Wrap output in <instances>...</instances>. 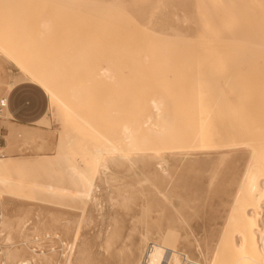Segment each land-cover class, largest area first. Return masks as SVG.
Wrapping results in <instances>:
<instances>
[{
	"label": "rangeland",
	"instance_id": "rangeland-1",
	"mask_svg": "<svg viewBox=\"0 0 264 264\" xmlns=\"http://www.w3.org/2000/svg\"><path fill=\"white\" fill-rule=\"evenodd\" d=\"M119 1L120 5L122 4L120 7L129 16H137V12H140L136 22L140 28L142 26L138 21L148 24V33L155 36L158 33L163 40L169 37L175 40L177 37L185 38L188 41L181 40L185 50L194 46L207 47L209 53L216 50L221 56L227 57H209L197 61L190 57L172 58V61L165 59L152 63V66H158V72L154 76L124 74L126 81L130 82L125 88L132 91V96L128 94L126 98L120 88L119 93L115 89H107L108 92L113 91L102 94L93 93L89 87L84 96L73 100L67 98V93L62 90V99L74 114L84 121L91 118L93 129L107 138L117 130V127L114 128L115 124H121L116 122L119 119L133 121L139 115L147 116L152 111L149 103L152 98H165L164 100L170 103L165 108L173 115L170 123L172 128L165 132L160 144L156 146L160 151L155 150L154 146V149L148 146V150L139 147L135 151L118 156L104 155L106 170L103 174L99 170L100 176L97 175L95 179L98 187L95 188L96 192L93 191L95 204L92 202L83 207L79 203H69L68 200L58 202L57 198L49 199L48 195L40 192L42 189L51 188L49 186L52 185L56 188L57 184L58 187L65 186L62 179L64 176L60 170L58 172L61 164L55 159L58 156L54 153H57L56 145L61 135L80 139L77 133L73 136L76 126L80 125L79 120L73 118L69 125H63L60 108L53 106L38 86L24 80L23 78L27 77L25 73L21 72L8 56L0 52L2 81L7 84L13 76L19 78V75L22 78L19 84L42 91L45 94V104L47 103L42 120L28 128H19L20 132L16 128L12 129H16L17 135L33 132L31 141L25 137H15L13 140L17 143L11 140L8 147L4 138L6 126L3 124L7 121L4 115H0V127L4 128L0 129V157L15 159L0 167V172L5 173L1 174V177L6 178V182H0V215L4 217L0 250L6 245V250L18 254V258L26 259L35 258L34 255H39L42 251L45 258L48 257V264H63V259L69 257L68 255L72 263L82 255L86 261H103V264H142L151 249L158 246L163 252L165 249L170 250L186 256L192 262L199 260L200 264L210 261L213 255L216 256V264H232L234 249L227 245L217 251L216 246L218 248L217 243L222 237V232L225 234V230H228V212L239 177L253 151L252 144H261L262 148L264 147V31L261 29V10L258 7L260 0ZM83 3L84 0H0V5L14 6L7 9L0 7V45H4L6 51L15 53L16 59L28 60L26 68L29 70H51V62H57L60 54L72 50L69 45H80L82 41L87 42V37H97V32L101 33L99 27L91 22L92 20L94 23L96 18L86 21L87 15L84 14L87 10ZM221 4L229 7H219ZM125 5L129 7H123ZM100 23L101 21L97 25ZM92 26L98 31H94ZM205 27L207 29L204 32ZM206 31L208 34L211 32L212 36L206 34ZM216 34H219V37ZM200 38L213 41H202ZM218 39L226 42H219ZM242 41H249L250 44H244ZM164 51L176 53L177 49L172 44H167ZM104 64L100 62L101 67ZM58 66L66 65L59 62ZM74 73L66 71L53 76L55 81L66 80L71 88L83 87L89 74L81 72L75 77ZM155 83H160V87H156ZM145 86H149L148 91ZM98 90L101 91L100 88ZM106 100L109 101L107 106L113 104L107 111H112L114 115L111 120L105 117V121L101 108L102 102ZM234 108L235 112L231 113ZM224 113L226 116H223ZM128 126L131 128V125ZM144 126L140 125L135 137L137 140L148 138L151 141L153 138L148 136L146 131L151 126L149 123ZM255 132L259 135L257 143L252 141ZM87 134L89 133H85ZM42 139L48 143L42 144ZM93 139L98 140L99 137ZM165 145L167 147L163 149ZM59 153L66 155L79 169L93 163L90 150L76 147L68 151V148H62ZM39 155L44 156L38 163L41 164L40 167H36V163L20 160L29 157L34 159ZM125 156H132L131 163L130 160L124 159ZM179 160L182 165L177 169L172 167V164L176 167ZM23 164L27 166H22ZM161 168L166 170L165 174L159 170ZM8 170L9 172H6ZM53 174L55 178H52ZM96 174L98 172L95 176ZM54 179L57 182L51 185L50 182H55ZM44 186L46 187L43 188ZM36 188H40L37 190L40 194H37ZM32 190H35L39 197L35 199L36 194H33L35 191ZM39 198L42 203L34 202ZM45 198L52 203L42 201ZM44 202L49 205L43 204ZM261 209L260 217L264 222V198L261 200ZM231 232L227 231L224 238L229 237ZM149 233L152 237L147 241ZM159 233L162 235L160 239ZM37 235L43 236L40 241L48 238L43 239L42 244ZM140 235H144L143 240ZM27 236L34 241H30ZM5 237L10 238L4 245L2 240ZM49 240L52 241L51 245ZM57 241L69 243V249ZM30 242L32 245L34 242L37 244L34 243L35 247L30 246ZM35 250H38L37 253ZM0 261H3L1 256Z\"/></svg>",
	"mask_w": 264,
	"mask_h": 264
},
{
	"label": "bare ground",
	"instance_id": "bare-ground-1",
	"mask_svg": "<svg viewBox=\"0 0 264 264\" xmlns=\"http://www.w3.org/2000/svg\"><path fill=\"white\" fill-rule=\"evenodd\" d=\"M83 4L87 10L86 14H84V15H87V17L85 16L86 21H88L87 19H89V18H96L94 23L92 20H91V22L93 25L99 27V29L101 30V33L97 32L98 30L96 31L95 27L92 26L94 31H96L99 34L97 37L94 35L87 37L88 38V40H86L87 42L83 43V41H82L81 42L82 44L77 45V46H75V44L73 45L71 43H68V44H71V45H69L71 47H69V46L68 47L70 49L72 48L73 51L71 50L72 52L70 51L67 53L60 54V56H59L60 59H58L57 62H55V61L51 62V64H52L51 70L48 69V71H47L46 69L45 70H39V69L29 70V69H27L26 63H28L27 62L28 60L16 59L15 53L6 51V48L4 45H2V46L0 45V52L4 56H8L11 59V61H13L15 66H17V68L21 72L25 73V75L27 77H24L23 78L24 80L29 81L32 84L38 86L41 90H43L45 92V94L47 95L51 104L55 107L60 108V113H61L60 116L62 117V118L61 117L60 118L63 121V125H65V126L69 125L72 122L73 118L79 120L78 124H80V125L78 127L76 126L77 129L73 133V136L77 133L80 135V139L78 137V140H75L71 136H67V135L65 136L64 134L61 135V137L59 138L57 145H56L57 153L56 154L54 153V155L58 156L55 159L58 160V162L61 164L60 168L58 166L57 167H58V172L61 171L63 174L62 176H64L62 179L64 180L63 182L65 183V186L59 185V187H58V184H57V188H56L54 185H52L53 183L57 182L54 179L55 182H53V180L50 182V184L52 186H49L48 185L49 183L47 182L48 183L47 185L51 188H46L45 190L42 189L43 192H42V190L40 192L45 194V195H48L49 199L52 198V200H56L55 198H57V199H59L58 202H60L61 200H65V201L68 200L69 203L75 202L76 204L79 203L80 205L85 207L87 204L92 203V202H93L92 204H95V202H94L95 199L93 197V191L95 190V188H98V187H96V184H95L96 180L95 179L97 178V175H99V170H101L102 174L106 170V160L104 159V155L117 154V156H118L121 153H129V152L135 151L139 147H142L143 149H147L148 146H150V147L154 146V148H156V146L158 147V145L160 144V141H161V137L165 134V132L167 130L172 128L170 123H171V119L173 118V115L168 109L165 108L166 105L170 104L164 100L165 98H160V99L159 98L158 99L152 98L149 100L152 111L150 113H148L147 116L139 115L133 121L124 120L122 118L119 120L114 119V120H118V121H116L117 124H118V122L121 124H118V126H116V124H115L114 128L117 127V130H115L114 133L110 132L113 134H112V136L107 138L104 135L100 134L99 131H97L96 129H93V127L91 126V118H89L88 121H84L82 119H79L77 117V114H74V112L71 110L70 106L63 101L64 99H62V92H63L62 90H64V92L67 93L66 94L67 98L73 100V99H77L78 97L84 96L89 87H91V90L93 93L101 92L102 94H105L106 92L111 93L113 91L112 90V91L108 92L107 89H109V90L115 89V91L117 92L120 88L121 89L120 91L125 95V98H126V95H128V94L132 96V91L125 88V85L126 84L130 85V82H129V80L126 81V79L123 77L124 74H127V75H140V74L141 75L142 74L151 75L152 74L154 76V74L156 72H158V66H152V63L158 62V61H164L165 59H169L172 61L173 60L172 58L183 59L185 57H187V58L190 57L193 61H197V60L205 59V58H209V57L221 58V57H227V56H221L219 51H216V50L213 51L212 53H209L207 47H201L200 48L198 46H194L190 50H185V49H183V46L181 44V40H183L185 38L179 39L177 37L175 40V38L172 39L171 37L168 38L166 36L169 40L168 39L163 40L158 35V33L155 36L154 34L152 35V34L148 33V32H150L149 30L147 32H145L144 30H142V28H140V26L136 22L137 21L136 18L140 14V12H137V14H138L137 16H133V15L129 16L126 13V11L120 7L122 4L120 5L119 0H111V1L109 0L108 2H104V0H84ZM100 21H101V23L99 25H97L98 22H100ZM92 24H90V25H92ZM44 27L48 29L47 25H45ZM93 29L91 31H93ZM205 29H207V28L205 27L203 29L204 32H205ZM177 32H179V31H177ZM97 33H95V34H97ZM206 34H208L207 31H206ZM249 34H250V32H249ZM216 35H218L217 37H219V34H216ZM205 36L206 35H204V37ZM209 37L210 36H208V38ZM170 38H171V40H170ZM196 38H198V36ZM212 38H214V37H212ZM85 39L86 38H84V41H85ZM200 39H202V38H200ZM196 40L201 41L199 39H196ZM221 40L218 39L219 42H226V40H222V41ZM185 41H188V40L185 39ZM202 41H213V39L204 38V39H202ZM227 41L230 42L229 39ZM251 41H253V40H251ZM214 42H217V41H214ZM239 43H241V41H239ZM242 43L248 44L249 41H246V42L242 41ZM254 43H255V41H254ZM167 44H172L174 47H176L177 52L176 53H166L164 51V47ZM252 45L257 46L255 44H252ZM262 45L264 46V42ZM263 46H262V48H263ZM50 49H51V47H50ZM65 49H67V48H65ZM164 53H165V55H164ZM59 62L63 63L66 66H58ZM100 62L105 63L103 65V67L100 66ZM66 71L75 72L74 73L75 77H76V74H80L81 72H82V74H89V76L85 78L86 84H84L83 87L76 89V88L69 87L68 82L64 79H62V80L58 79V81H55L56 78L54 79L55 76H53V75H55L56 73H63ZM13 77L14 78L5 85V88L3 91L4 96L2 98H0V104L2 106H4V104H5L4 103L5 94L7 92H9L14 86L18 85L20 83V81L22 82V78H20L19 75H18L19 78H17V76L16 77L13 76ZM72 80H74V79H72ZM42 82L47 85L48 91H46L45 87L42 86ZM131 82L133 83V80H131ZM155 86L160 87V83H158V84L155 83ZM99 88L101 89V91L98 90ZM145 89L148 91L149 86H145ZM159 89H161V88H159ZM49 93H51V95ZM118 93H119V91H118ZM164 94L167 95V93H165V92H164ZM168 99H170L169 95H168ZM66 100H68V99H66ZM132 102L134 103V100ZM107 103L109 104V101H107V100L102 102V105H103V107L106 108V110H105V108L103 109V107L101 108L102 117H104L105 121H106L105 117H107L108 119L111 120V118L114 115V113H112V111H110V112L107 111V108L113 104L110 103V105L107 106ZM133 103H132V105H133ZM171 104H172V102H171ZM130 105H131V102H130ZM114 106H115V104H114ZM119 109H116V110H119ZM235 110H236V108L231 110V113L235 112ZM223 116H226V114L224 113ZM105 121H104V123H106ZM8 122H6V124H5V122L3 123L6 126L5 127L6 133H5L4 138L8 144L7 147L10 145L11 140H13L15 137H25L31 141L33 132L24 133L21 135L20 134L17 135L15 132L16 129L18 130L19 128H28V127L19 126V125L13 124L12 122L11 123H8ZM99 123H101V122L99 121ZM147 123H149L151 126V128H148V130H146L147 134H148V136H151V138H153V139L151 141H149L148 138H142L140 140H137L135 136L140 130V125L143 124V126H144V124L147 125ZM107 125H108V123H107ZM128 125H131V128ZM108 126H110V124ZM13 128H16L15 131L12 130ZM114 128L112 129V131L114 130ZM85 133H89V134H87L88 136L85 135ZM106 134H108L107 130H106ZM253 136H254V139H252L253 143L259 142L258 132H255V134H253ZM93 137H99V139L94 140ZM13 143L16 144L17 143L16 140H13ZM41 143L47 144L48 142H46L44 139H42ZM76 147H77V149L81 148V150L82 149L83 150H90V155H91L92 160H93V163L91 165L84 166L83 169H79L75 164H73V162H71V160L66 155H61L59 153V150L62 148H68V151H69L71 149H75ZM165 147H167V146L165 145L163 147V149H165ZM171 147H169V149H171ZM154 148L152 147V149H154ZM155 150L160 151L157 148ZM252 150L253 151L251 153V156L249 157L248 162H246V166L244 168V171H243L242 175L239 177V180L237 182V189H236L235 195L232 198L231 208L228 212V220H227L226 227L228 229L227 231H229V232L232 231V232H231L229 237L227 236V238H224L227 231L225 230V234H224V232L221 231L224 235L223 234L221 235L222 237L219 239V243H217L218 248L216 246L217 251L221 250V247L227 246V245L234 249L235 253L234 252L233 253L235 254V257L232 261V264H264V222L261 221L262 218L260 217V212H262L261 200L264 198V147L262 148L261 144H259L258 146L252 144ZM113 156H115V155H113ZM129 157L130 156H127V157L125 156L124 159L130 160L132 158V156H131V158H129ZM115 158H111V159L115 160ZM118 158L120 159L121 157H118ZM146 158H148V157H146ZM169 158H173V157H169ZM43 159H44V156L39 155L34 159L29 157V158H23L20 160L25 161L27 163H36V165H37L36 167H40L41 164H38V163ZM52 159H54V158H52ZM135 159H137V158H135ZM163 159H162V162H163ZM47 160H49V158H47ZM127 160L125 162H127ZM131 160H130V163H131ZM13 161H15V159H11L10 157H0V167H2L3 164H8V163L13 162ZM139 161H140V159H139ZM173 162H176V161H173ZM116 163H118V162H116ZM181 165H182L181 160H179L176 167L174 166V164H172V167L177 169ZM22 166H27V164H23ZM20 168L22 169L23 167H20ZM159 170L162 171L163 174H165L164 172H166V170L163 168H161ZM6 172H9V170ZM58 172H57V174H58ZM96 172H98V174H96V176H95ZM108 172H110V171H108ZM1 174L4 175L5 173L0 172V182H2V183L6 182V178L1 177ZM51 174H48V175H51ZM55 175H56V173H55ZM55 175L52 178H55ZM101 180H102V178H101ZM48 181H49V179H48ZM102 181H104V180H102ZM100 183H101V181H100ZM168 184H169V182H168ZM106 186L109 188V186L107 184H106ZM45 187L46 186H44L43 188H45ZM38 189H40V188H38ZM38 189L36 188L35 190L37 191ZM29 190L31 192V189H29ZM36 191L33 194H36ZM95 192H96V190H95ZM97 192H98V190H97ZM38 193L39 192L37 191V194ZM37 194L35 195V199H36V197H39V195L37 196ZM28 196H26V197L30 198V195H28ZM32 197H33V195H32ZM38 200L37 201L33 200V201L37 202V203L41 202L40 198ZM45 200H46V198L42 199V201H45ZM32 202H30V203H32ZM46 202H49V201L46 200ZM50 203H52V202H49V204ZM96 203H98V202H96ZM43 204H46V203L44 202ZM60 204H62V203H60ZM98 205H99V203H98ZM92 206L94 208H97L94 205H92ZM81 209H82V207H81ZM3 218H4L3 215H0V236L3 235V231H4ZM67 223H65V224H67ZM79 224H80V222H79ZM146 234H148V232H146ZM31 235L34 236L33 233ZM38 235H39V233H38ZM157 235H158V232H157ZM150 236L152 237V235H150V233H149V237H147V238L145 237L147 239V241H148V238H150ZM6 237L3 238V240H2V242H4L2 244H4V245L6 244L7 241L9 242L8 239L10 237L9 238H6ZM38 237H40V236H38ZM42 237L43 236H41L38 241H40V239ZM49 237H52V236H49ZM140 237H142V236L140 235ZM161 237H162V235L159 233L158 238L160 239ZM27 238H28V236H27ZM46 238H48V237H46ZM167 238H169V237H167ZM25 239L23 240L24 242H25ZM28 239L32 242L34 241V240H31V238H28ZM36 239H38V238H36ZM43 239H42V241H43ZM143 239H144V235L142 237V240ZM29 240H26V241L28 242ZM50 240H49V244L51 245L52 241H50ZM64 240H66V239H64ZM142 240H140L141 244L143 243ZM170 240H171V238H170ZM42 241H40V243H42ZM32 242H30L31 243L30 246L35 247L37 242L36 243L34 242L35 245H34V243L32 245ZM60 242H58V243H60ZM63 242H61V245L66 246V248L68 247V249H69V246H68L69 243L66 244L67 242L66 243H63ZM74 243H75V241L73 240V244ZM7 245H9V244H7ZM48 247H47V249H48ZM50 247L52 248V246H50ZM18 248H21V247H18ZM40 248L42 249L43 247L40 246ZM107 248H109V246ZM30 249H31V247H30ZM216 249H215V251H216ZM35 251L37 253L38 250H35ZM65 251H63V252H65ZM32 252L34 253V251H32ZM61 252H62V249H61ZM65 253H67V251ZM71 253H72V251H71ZM162 253H163L162 248L156 246V248H154L152 250V253L151 254L149 253L150 256H149L148 260L146 261V264H157L161 259ZM172 254L173 255L171 257V262H173L174 264H177L179 262V258H180L179 255L180 254H177L175 252H172ZM0 256L2 257L3 261H7V260L12 259V260H16V261H21V260L25 261L26 264H48V260H47L48 257L45 258V255L42 251H41V254H39V255L35 254L34 255V256H36L35 258H31V259H26L24 257L18 258V254H15L14 252H10L9 249L6 250V245L4 246V249L0 250ZM31 256H33V255H31ZM66 256L67 255L65 254V257ZM68 256L70 257V255H68ZM77 256H78V254H77ZM69 257H66L63 259L64 260L63 264H73V263L78 264V262H80V261H86V259L84 260V256L80 255L78 257H81V259L78 257L76 259V257H74L76 260H75V262L72 263ZM215 258H216V256L214 257V255H213L212 259L210 261L205 262V263L203 262V263L204 264H216ZM186 259H187V257H186ZM193 263L194 264H200L199 260L195 261ZM56 264H58V263H56ZM127 264H130V262H128Z\"/></svg>",
	"mask_w": 264,
	"mask_h": 264
},
{
	"label": "crops",
	"instance_id": "crops-1",
	"mask_svg": "<svg viewBox=\"0 0 264 264\" xmlns=\"http://www.w3.org/2000/svg\"><path fill=\"white\" fill-rule=\"evenodd\" d=\"M5 85L6 82L2 81L0 76V98L4 96ZM6 94L0 115H4L8 123L28 127L44 117L47 103L45 104L42 91L32 86L18 84ZM0 129L4 128L0 127Z\"/></svg>",
	"mask_w": 264,
	"mask_h": 264
},
{
	"label": "snow or ice",
	"instance_id": "snow-or-ice-1",
	"mask_svg": "<svg viewBox=\"0 0 264 264\" xmlns=\"http://www.w3.org/2000/svg\"><path fill=\"white\" fill-rule=\"evenodd\" d=\"M0 7L2 8H10V7H14L13 5H0ZM125 8L129 7L127 5L123 6ZM219 7H229L227 5H219ZM251 7H257V5H251ZM258 7L260 8L261 10V29L262 31H264V0H260V3L258 5ZM138 23L142 26V29L147 32L149 30V25L148 24H145L143 21H138ZM42 86L45 87V90L48 91V88H47V85L44 84L42 82ZM51 95V93H49ZM262 101H264V84H262ZM0 264H26L25 261H16V260H7V261H0ZM78 264H103V261H80L78 262Z\"/></svg>",
	"mask_w": 264,
	"mask_h": 264
},
{
	"label": "built area",
	"instance_id": "built-area-1",
	"mask_svg": "<svg viewBox=\"0 0 264 264\" xmlns=\"http://www.w3.org/2000/svg\"><path fill=\"white\" fill-rule=\"evenodd\" d=\"M1 106H2V105L0 104V107H1ZM151 250H153V248H152ZM151 253H152V251H151ZM151 253H150V254H151ZM150 254H147L146 259L143 261L142 264H146V261L148 260ZM172 255H173V254H172L171 251H169V250H165V251L163 252L162 256H161L160 261H159L157 264H174L173 262H171V257H172ZM179 257H180V258H179V262H178L177 264H194L192 261L187 260V259H186V256H184V255H182V254H180Z\"/></svg>",
	"mask_w": 264,
	"mask_h": 264
}]
</instances>
